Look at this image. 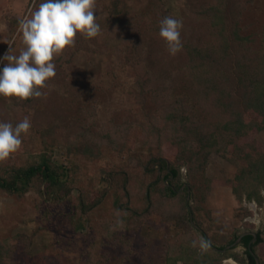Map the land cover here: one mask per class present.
<instances>
[{
  "label": "trees",
  "instance_id": "1",
  "mask_svg": "<svg viewBox=\"0 0 264 264\" xmlns=\"http://www.w3.org/2000/svg\"><path fill=\"white\" fill-rule=\"evenodd\" d=\"M129 1L111 0L110 14L127 21L131 16ZM152 1L157 3L146 16L159 32L160 21L171 11L162 0ZM40 2L34 0V4ZM254 3L255 0H210L198 8L181 3L186 14L196 24H202L203 32L194 35V29L188 28L190 33L185 38L181 35L183 49L173 56L186 59L181 70L192 85L196 103L206 114L203 119L184 97L174 98L171 87L158 83L151 71L143 67L147 48L135 38L117 50V69L129 74L139 86L132 93L135 109L121 123L102 131L94 130V124L84 123L73 134L59 122L39 130L28 106L35 97H13V125L27 116L32 127L22 134L21 148L27 153L22 161L7 167L0 165V194L21 199L33 191L38 210H45L46 217L65 214L73 234L86 227L98 231L93 217L95 209L112 194L118 229L123 226L128 232L137 231L151 216L171 225L164 264H223L229 258L241 264H256L253 253L257 254V246L264 241L259 233L255 241L252 234L242 236L239 244L245 249L243 254L234 252V248L221 251L241 235H236L228 245L217 246L203 232L208 244L205 248L198 235V231H203L202 224L196 218L201 200L211 190L212 181L206 170L213 153L236 168L234 177L227 180L235 196L240 201L256 202L259 207L264 205V150L258 148L256 141L244 142L253 133L264 132V26L258 41L253 34L246 33L249 26L244 25L245 13ZM73 57L74 54L68 55L66 63L71 64ZM91 110L95 115V108ZM136 142L149 152L139 174L130 178L121 169L103 179L106 186L102 192L82 190L85 187L78 178L80 162L88 164L99 159L104 149L123 159ZM62 147L67 157L80 162L67 166L56 160L55 150ZM184 167L188 184L183 182ZM76 189L81 191L77 197ZM189 195L194 200L191 206ZM98 236L109 238L110 231ZM22 237L27 239L26 251L31 254L33 239L19 236L16 240ZM99 244L103 246V240ZM100 249L94 248L96 256L90 255L86 263L110 260ZM16 252V244L0 241V264H16ZM47 253L60 258L55 245ZM35 263L42 264L33 259L31 264ZM54 264H58L57 260Z\"/></svg>",
  "mask_w": 264,
  "mask_h": 264
},
{
  "label": "rangeland",
  "instance_id": "2",
  "mask_svg": "<svg viewBox=\"0 0 264 264\" xmlns=\"http://www.w3.org/2000/svg\"><path fill=\"white\" fill-rule=\"evenodd\" d=\"M162 1L165 8L171 11V16L183 20V38L190 33L188 28L194 29V35L197 31L203 32L202 24H196L186 14L181 3L187 2L198 8L210 0ZM110 2L96 0V16L102 28L97 38L90 39L78 33L74 46L67 47L54 57L56 75L48 81L47 88L42 89L47 95L35 97L28 105L36 128L41 130L59 122L69 134H73L84 123H89L91 126L94 124V130L102 131L130 116L135 109L132 93L139 90V86L129 74L117 69V50L131 38L147 48L143 67L151 71L158 83L169 85L174 98L184 97L193 112L200 119L205 118L206 114L196 103L192 85L181 70L185 57H174L169 53L165 40L154 30L153 23L146 16L157 2L130 0L131 16L127 21L110 14ZM38 6L39 3L34 4V0H0V57L9 51L10 45L12 54L17 55L26 47L19 21ZM244 25L249 26L246 33L253 34L259 41L264 26V0H255L249 6ZM70 54H74V57L72 63L68 64L66 60ZM13 103V97L0 96V121L13 124ZM92 108L96 110L95 115L91 113ZM253 141L257 142L260 150H264V132H255L244 140ZM133 147L132 152L125 154L123 159L104 149L99 159L88 164L67 157L64 147L55 150L54 158L67 166L80 162L78 178L85 187L82 190L95 194L102 192L106 186L103 179L112 172L124 169L130 178L141 172L140 167L145 165L143 162L148 159L149 152L140 142H136ZM26 154L25 149L20 147L8 158L0 160V165L7 167L12 162L20 163ZM235 173L236 168L226 159L216 153L211 154L206 175L211 179L212 186L205 199L201 200V210L196 212V218L202 224L203 231H198L201 240L205 241L204 232L217 246L228 245L236 235L245 232L259 233L264 238V205L259 207L256 202L240 201L235 196L227 183ZM182 174L183 182L188 184L186 167L182 169ZM78 189L74 191L75 197L81 192ZM113 201L114 196L111 194L95 209L93 217L97 222V232L86 227L73 234V227L65 214L46 217L45 210H38L33 191L21 199L0 194V241L16 244V264H31L33 259L42 264H54L56 260L58 264H88L86 261L90 255L96 256L94 248H101L102 255L110 258L102 264H164L168 228L171 225L151 216L137 231L128 232L123 226L118 229ZM189 202L191 206L194 200L189 199ZM40 227L41 231L36 232ZM105 230L110 231V236L102 239L98 235ZM19 236L33 239L31 254L26 251L27 239L22 237L17 241ZM102 240L103 246L99 244ZM93 243L96 244L92 249ZM51 245L56 246L59 259L47 253ZM244 251L240 244L234 247V252L243 254ZM256 251L261 264H264V241L257 246ZM223 264L241 263L229 258Z\"/></svg>",
  "mask_w": 264,
  "mask_h": 264
},
{
  "label": "clouds",
  "instance_id": "3",
  "mask_svg": "<svg viewBox=\"0 0 264 264\" xmlns=\"http://www.w3.org/2000/svg\"><path fill=\"white\" fill-rule=\"evenodd\" d=\"M96 0H41L39 6L19 21L24 47L12 54V47L0 57V96L29 99L46 96L42 89L56 75L54 57L74 46L77 34L98 37L102 28L96 16ZM183 20L166 16L160 21L159 34L168 51L176 55L183 49ZM6 62V63H3ZM32 127L26 116L15 125L0 121V160L8 158L23 143ZM202 247H208L201 241Z\"/></svg>",
  "mask_w": 264,
  "mask_h": 264
},
{
  "label": "water",
  "instance_id": "4",
  "mask_svg": "<svg viewBox=\"0 0 264 264\" xmlns=\"http://www.w3.org/2000/svg\"><path fill=\"white\" fill-rule=\"evenodd\" d=\"M189 199H190V195H189V197H188V200H189ZM192 217H193V215H191V219H192ZM246 234H252V235L254 236V240H253V241H255V240L257 239V234H255V233H253V232H245L244 234H242V235L238 238V240H237L236 242H234L232 245L227 246L225 249H223V250H221V251H222V252H225L227 249H230V248H234V247H236V246L240 243L242 236H243V235H246ZM205 238H206V237H205ZM208 242H209V241H208ZM210 246L213 247V245H210ZM213 248H214L215 250H220V249H218V248H216V247H213ZM250 251H251V253H253L251 247H250ZM253 255H254V258H255V260H256V264H261L260 258L257 256V254L253 253Z\"/></svg>",
  "mask_w": 264,
  "mask_h": 264
},
{
  "label": "bare ground",
  "instance_id": "5",
  "mask_svg": "<svg viewBox=\"0 0 264 264\" xmlns=\"http://www.w3.org/2000/svg\"><path fill=\"white\" fill-rule=\"evenodd\" d=\"M231 263V262H230ZM233 263V262H232Z\"/></svg>",
  "mask_w": 264,
  "mask_h": 264
}]
</instances>
